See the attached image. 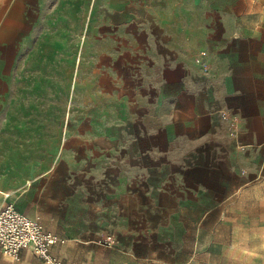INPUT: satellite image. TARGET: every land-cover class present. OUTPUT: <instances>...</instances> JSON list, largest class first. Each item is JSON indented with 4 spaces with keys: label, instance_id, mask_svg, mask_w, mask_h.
I'll use <instances>...</instances> for the list:
<instances>
[{
    "label": "crops",
    "instance_id": "obj_1",
    "mask_svg": "<svg viewBox=\"0 0 264 264\" xmlns=\"http://www.w3.org/2000/svg\"><path fill=\"white\" fill-rule=\"evenodd\" d=\"M66 35L88 39L93 72L87 83L73 79L79 109L70 128L61 122L58 155L49 161L40 145L25 156L32 135L46 143L48 133L41 106L27 103L32 55L49 44L63 53ZM100 71L116 90L104 84L102 101ZM81 86L82 102L87 92L88 109L99 110L89 125L80 121ZM201 150L243 181L221 205L247 197L264 224V0H0V206L13 204L55 235L52 250L79 244L73 216L110 213L113 192L141 188L161 166L172 167L166 181L180 179L177 167ZM1 259L10 264L0 247Z\"/></svg>",
    "mask_w": 264,
    "mask_h": 264
},
{
    "label": "rangeland",
    "instance_id": "obj_2",
    "mask_svg": "<svg viewBox=\"0 0 264 264\" xmlns=\"http://www.w3.org/2000/svg\"><path fill=\"white\" fill-rule=\"evenodd\" d=\"M64 25L65 29L72 28L71 22ZM79 28L82 34V22ZM87 41L83 36L78 39L66 35L63 53H50L55 48L49 44L48 53L32 55L29 76L33 80V94L27 103L33 111L41 106V120L47 115L48 133L46 143H40L38 134L36 137L33 134V141L26 142L31 148L25 156L29 153L37 156L40 145L49 161L58 155L61 122L70 128L79 109L78 102L73 107V79H80L81 75V83H87L89 73L93 72L86 66ZM76 60L80 61L79 71ZM100 74L94 83L101 85L102 101L104 84L107 94L110 84L116 90L114 81L104 72ZM39 84L41 92H38ZM84 88L87 91L84 86L79 98L80 109L86 114L80 121L89 125V116L98 115L99 110L91 105L88 109L87 92L82 102ZM34 121L35 117L33 126ZM211 158L210 150L195 151L188 155L181 168L177 167L176 171L183 174L180 179L166 181L172 167L161 166L160 173H150L141 188L131 186L122 197L113 192L110 213H81L78 221L73 216L75 222L68 225L80 236L79 244H60L53 248V255L62 264H264L263 215L260 221L253 220L247 197L221 205L231 190L230 184L240 185L243 181L233 183L230 167L214 165ZM165 188L171 192H163ZM85 217L87 222L83 220ZM2 257H7L10 264H46L27 250L16 259L2 251ZM3 262L1 259L0 264Z\"/></svg>",
    "mask_w": 264,
    "mask_h": 264
},
{
    "label": "built area",
    "instance_id": "obj_3",
    "mask_svg": "<svg viewBox=\"0 0 264 264\" xmlns=\"http://www.w3.org/2000/svg\"><path fill=\"white\" fill-rule=\"evenodd\" d=\"M59 241L13 204L0 206V247L12 259L18 258L23 249H29L46 264H62L52 253V247Z\"/></svg>",
    "mask_w": 264,
    "mask_h": 264
}]
</instances>
